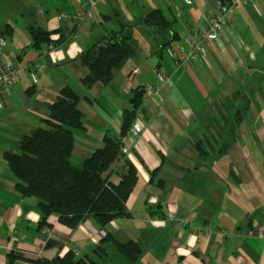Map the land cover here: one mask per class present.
<instances>
[{"label": "crops", "instance_id": "crops-1", "mask_svg": "<svg viewBox=\"0 0 264 264\" xmlns=\"http://www.w3.org/2000/svg\"><path fill=\"white\" fill-rule=\"evenodd\" d=\"M91 1H0V27L9 23L13 30L0 43V53L38 76L33 85L18 75L0 98V242L5 244L0 264L13 249L48 260L72 251L99 264H264V0L238 4L219 38L185 67L176 66L175 56L189 49L193 29L204 28L213 7L225 0H104L90 6ZM83 6L90 15L77 22L75 13ZM152 10L162 12L177 39L160 50L143 25L135 26V58L115 71L109 84L86 89L79 55L118 30L117 18L133 25ZM23 11L38 27L68 37L53 52L39 53L31 46ZM138 29L147 32L142 41ZM134 69L138 74L131 81ZM161 73L168 82H160ZM143 85L159 88L160 104L147 114L131 153H121L137 171L125 204L131 216L104 227L86 219L75 229L50 216L47 227L38 229L37 201L17 193L3 153H17L22 135L48 116L46 104L70 86L80 96L83 114L84 129L74 132L71 156L80 167L102 146L105 133L117 135L129 91ZM202 116L214 121L209 138L200 129ZM111 180L117 184L120 178ZM168 213L187 221L182 235L164 223ZM100 236L136 241L142 253L131 263L107 240L106 257L97 259ZM50 241L58 245H46Z\"/></svg>", "mask_w": 264, "mask_h": 264}, {"label": "trees", "instance_id": "trees-1", "mask_svg": "<svg viewBox=\"0 0 264 264\" xmlns=\"http://www.w3.org/2000/svg\"><path fill=\"white\" fill-rule=\"evenodd\" d=\"M7 1V0H0ZM18 1V0H17ZM31 46L39 53L48 47L62 43L68 37L60 30L45 31L32 20V15L23 11ZM118 30L108 31L97 42L85 49L78 57L87 71L81 79L86 89L96 83L109 84L114 72L123 68L127 61L135 58L137 40L134 27L143 25L153 39L159 42L160 50L177 39L171 23L160 10H152L141 16L133 25L118 19ZM11 24L0 27V41L12 35ZM57 34L58 38L51 36ZM159 79V78H158ZM161 82V81H160ZM156 88V87H155ZM145 87L131 89L127 96V107L122 109L117 135L105 133L102 146L86 157L80 167H75L71 156L75 145L74 132L83 130V114L78 108L79 94L70 86L63 87L55 101L46 104L48 116L38 127L22 135L17 153H3L9 170L15 180V190L22 197L37 201L39 213L38 229L47 227V219L56 216L57 221L75 229L86 219H93L100 227L116 218H129L125 204L137 180L135 167L121 154L122 139L129 134L130 127L139 112L146 114L143 107ZM147 116V115H146ZM117 161L118 165L113 166ZM117 175L120 180H111ZM111 240L116 250L129 262H136L142 253L136 241L120 243L114 238L103 236L94 255L104 259V242ZM46 245H58L47 242ZM99 264L89 256L76 258L72 251L48 260L40 257L26 258L13 249L6 256L5 264Z\"/></svg>", "mask_w": 264, "mask_h": 264}, {"label": "built area", "instance_id": "built-area-1", "mask_svg": "<svg viewBox=\"0 0 264 264\" xmlns=\"http://www.w3.org/2000/svg\"><path fill=\"white\" fill-rule=\"evenodd\" d=\"M104 0H92L90 6H94L97 3H102ZM244 2V0H225L222 2H217V4L210 11L209 16L205 19V27H196L191 32L188 39L189 49L186 52H179L175 56V64L177 67H185L191 62H196L197 58L204 55L208 49L211 42L216 41L219 38V34L224 27L229 23V19L237 12V5ZM90 14L87 11L86 6L79 7L75 13L74 20L79 22L85 19ZM2 40L0 41V43ZM55 47L50 45L47 52H53ZM43 71V66L36 67V73ZM30 66L25 65L18 67L12 62L6 61L5 55L0 53V98L1 94L5 92L13 83L18 75H26L30 78L31 84L35 85L38 81V76L36 74H29ZM138 74V69H134L129 74V80H133ZM161 82H168L169 78L161 73L158 75ZM159 91V88H148L146 95L147 98L144 100V105L147 103L151 104L148 107L147 112L154 114V110L159 107L160 101L154 95ZM152 93V94H151ZM146 114L139 112L132 126L130 127L129 134L122 140L121 153L124 156H128L131 153V148L133 142L139 138L145 128V118ZM154 221L148 222V224L153 225ZM164 223L172 226L179 234H183L184 229L187 227V221L175 216L172 213L166 214ZM102 238L100 236L98 241ZM5 246L4 242H0V248Z\"/></svg>", "mask_w": 264, "mask_h": 264}, {"label": "rangeland", "instance_id": "rangeland-1", "mask_svg": "<svg viewBox=\"0 0 264 264\" xmlns=\"http://www.w3.org/2000/svg\"><path fill=\"white\" fill-rule=\"evenodd\" d=\"M147 34V32H145V31H143V30H141V29H138V31L136 32V36H140L141 37V41H142V38L143 37H145V35ZM138 49V48H137ZM137 51L138 50H136V53H137ZM164 56L166 57L167 55H166V53L164 54ZM128 78H129V76H128ZM111 86V85H110ZM144 87H145V96H144V98H147V95H146V92H147V90H148V88H152V87H148V86H146V85H143ZM82 89H84V87L82 88ZM78 91H80V90H78ZM81 92V91H80ZM152 94V93H151ZM157 99H159V91L154 95ZM145 100V99H144ZM100 101V100H99ZM143 107H144V109H145V111L146 110H148V107H151V104L150 103H147L146 105H144V101H143ZM147 114H148V112H147ZM146 114V115H147ZM206 117L207 116H202V118L200 119V121L201 122H203V124H201L202 126L200 127V129L202 130V132L204 133V136L206 137V138H209L210 137V135L208 134V125H210V124H213L214 123V121L211 119V118H209V120L207 121V120H205L206 119ZM205 118V119H204ZM125 138V137H124Z\"/></svg>", "mask_w": 264, "mask_h": 264}, {"label": "water", "instance_id": "water-1", "mask_svg": "<svg viewBox=\"0 0 264 264\" xmlns=\"http://www.w3.org/2000/svg\"><path fill=\"white\" fill-rule=\"evenodd\" d=\"M21 264H26V263H21Z\"/></svg>", "mask_w": 264, "mask_h": 264}]
</instances>
